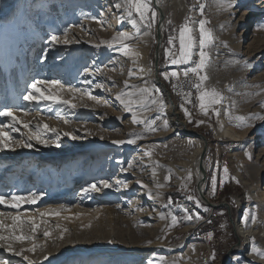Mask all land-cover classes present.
<instances>
[{
	"label": "rangeland",
	"instance_id": "rangeland-1",
	"mask_svg": "<svg viewBox=\"0 0 264 264\" xmlns=\"http://www.w3.org/2000/svg\"><path fill=\"white\" fill-rule=\"evenodd\" d=\"M230 2L232 7H228L229 0H182L177 8L173 5L162 23L157 66L159 81L180 119L191 132L208 140L205 191L211 205H207L190 172L187 180L178 183L172 169L190 157L192 147L163 130L171 105L154 79L157 15L148 29L134 10L128 16L126 5L113 6L124 5V0H0V71L4 75L0 77V111H11L21 122L12 125L9 117H0V131L13 137L11 147L15 148L0 150V195L34 193L39 197L35 204H23L19 210L0 205L5 213L0 216L4 225L0 234L13 235L11 217L20 215L25 223L17 227L15 235L32 237L0 241V264H80L81 252L92 253L85 264H233L243 246L236 239L234 223L246 212L249 192L244 184L257 198L264 190V182L258 178L264 166V119H249L264 117V28H258L264 25V0ZM151 5L154 9L153 0ZM188 18L197 45L194 52L199 50L201 19L213 34L206 48L210 61L203 73L208 76L204 90L215 89L223 99L210 106L207 115L199 106L200 93L188 105L176 90L181 69L193 64L172 65L165 53L171 35L177 37L172 53L179 57V29ZM120 34L132 37L123 41L127 52L121 43L112 42ZM53 35L58 37L56 44L50 42ZM139 53L145 55L146 73L137 83L132 79V57ZM192 60L199 61L198 54ZM173 71L178 73L176 77L170 75ZM161 73H168V79ZM33 80L59 81L63 87H40L76 107L25 101L22 97L31 91ZM143 88L149 90V96L139 95ZM72 89L82 91L73 94ZM121 94L131 101V112L117 99ZM133 116L142 123H133ZM152 120L153 127L161 130H146ZM45 124L50 129L47 132L42 128ZM29 131L40 132L55 143L45 146L32 141L33 147H24ZM128 139L135 143H113ZM148 179L152 185L147 184ZM97 181H108L112 187L81 195L83 188ZM227 205L234 208V220ZM262 208L264 213V202ZM153 209L159 213L152 214ZM257 210V205L249 210L250 221ZM41 212L48 214L41 217ZM197 214L202 218L195 219ZM32 221L38 225L35 233L30 230ZM182 242L181 250L188 251L184 258L165 256L161 247L135 252L154 243L170 248ZM34 245V251H27ZM21 249V255L13 254ZM194 251L200 253L198 258ZM213 253L215 260L211 259Z\"/></svg>",
	"mask_w": 264,
	"mask_h": 264
},
{
	"label": "snow or ice",
	"instance_id": "snow-or-ice-1",
	"mask_svg": "<svg viewBox=\"0 0 264 264\" xmlns=\"http://www.w3.org/2000/svg\"><path fill=\"white\" fill-rule=\"evenodd\" d=\"M127 6V14L128 16H132L133 15V10L135 11L136 15L139 17V21L141 23H143L145 25L146 28L151 29L155 23V18L157 15V12L152 8L151 5V0H124V5L120 4V3H116L113 6L117 9L123 7V6ZM233 5L231 4L230 0L228 3V7H232ZM201 15H203L204 12V6L201 5L200 9H199ZM149 12L151 13V16H149ZM189 21L190 18L186 19L185 23L180 27L179 29V35H178V40H179V57H177L176 55H174L172 53V47L175 46L174 41L177 39V37L171 36L169 35L168 40H167V44L170 46L168 48L165 49V53L166 56L170 59V63L172 65H187L190 62L192 64H194V66L191 67H187L183 70V75L185 77H187L189 75V73L195 74L200 83H197L195 85L197 92L200 93L199 95V101H200V108L201 110L204 112L205 115L208 114L207 109L210 106L213 105H217L221 103V100L223 99L222 95L216 91L215 89H212L211 91H206L204 90V82L208 80V76L207 74L201 75L202 72L205 71V69L209 66V61H210V57L208 52L206 51V48L208 47V45L212 42L213 40V34L211 32V30L206 28V23L207 21L201 19L198 23H199V41H198V53L194 52V48H196V40L193 36V29L189 26ZM133 25L136 24V20L132 21ZM258 28H264V25H258ZM68 29L64 30V34L67 35ZM128 39H132L131 36L127 35V34H120L118 37H113L112 42L116 43L119 42L122 44V46L125 49V52L128 51V46L127 45H123V41L124 40H128ZM52 44H56L58 43V37L53 35L51 37V41ZM63 43L65 45L69 44L68 40H64ZM199 56V61L195 62L192 60L193 55H197ZM131 75V74H130ZM161 75L164 76L165 79H168L169 74L168 73H161ZM173 77H176L178 75V73L176 71L171 72L170 74ZM145 83H147V81L145 80ZM41 85H47L49 89L51 88H57V87H63L59 81L56 80H52V81H48V80H33L30 84H29V88L31 89V91H29L26 95H23V99L25 101H35L37 103L40 102H44V101H51L53 103H59V104H63V105H68L72 108H75L76 105L72 104L69 100H64L61 99L57 94H54L50 91H47L46 89L41 88ZM125 87H129V85L127 84V82L125 83ZM231 91V89H229ZM73 92V94H75L76 92L82 91L80 89H72L71 90ZM157 91H159L157 89ZM129 95L131 96L132 94L129 93ZM139 95L141 97H147L150 95L149 90L147 88H143L140 90ZM95 99V97H91ZM117 99L120 101L121 104L124 105L125 109L128 112H131L133 109L131 107V101H125L123 98V94H121L120 96H117ZM152 103H155V101H152ZM161 107H163V105H161ZM183 108V106H182ZM185 112L186 116H189L190 113L188 112V110L186 108L183 109ZM215 115L219 116V111L215 110ZM0 117H9L11 119V123L12 125L21 123L20 121L17 120V118L12 114L11 111L9 110H3L0 111ZM58 119H63L62 116H58ZM264 119V117H250L249 119ZM238 120L243 121L245 118L244 117H237ZM191 122V120H190ZM133 123H142V121L137 120L135 118V116H133ZM199 123H203V121H200ZM155 124V120H152L151 122L146 124V130L150 131V132H156L158 130H161L157 127H153V125ZM199 126V125H198ZM245 127L251 126V125H244ZM24 128H28L29 125L28 124H23ZM43 131L47 132L49 131V127L47 124L42 126ZM169 128V124L167 119L163 120V130H168ZM51 131L55 132V129H51ZM64 135H69V133H64ZM73 139H76V136H72ZM137 138H141V137H137ZM32 141H35L37 144H44L45 146H47L49 143H55V141L53 140H49L43 137V135L40 132H33V131H29L27 134V138L23 143L24 147H28L31 148L33 147V144L31 143ZM130 143V144H134L135 143V139H128L127 141H113V143ZM13 144V137H11L8 133L4 132V131H0V150H4V149H8V150H15L14 147H11ZM59 146V145H57ZM246 155L248 156V158L251 160L253 157L251 154L246 153ZM129 167H131V165H129ZM228 169L225 167L224 168V172L227 173ZM190 178V177H189ZM117 183H121L123 184L125 187L127 186L126 182H122V181H117ZM139 183V182H138ZM143 186V185H142ZM213 194L215 192V181H213ZM112 185L111 183H109L108 181H97V182H93L90 185H88L87 187L82 189L81 195H88L89 193L92 192H102L104 189H108L111 188ZM193 197L189 196L188 199H192ZM39 199V197L34 194V193H30L27 196L24 195H18V194H12L10 197L6 198L3 195H0V205H4L6 206V208L9 209H17L19 210L23 204H35L37 202V200ZM170 202H171V198H169ZM197 204L199 205V202L197 201ZM61 207H64L63 205H61ZM48 213L46 212H41L40 216L43 217L45 215H47ZM5 213L3 211H0V216H4ZM56 215H59V213H56ZM12 221L13 224L11 226V232L13 233V235L11 236H5L3 234H0V241H8V240H17V241H25V240H31L32 237L31 236H25V235H15V231L17 229V227L19 225H23L25 223V221L21 220L20 215H13L12 217ZM202 217L197 214L195 219L199 220ZM188 219L191 220L192 219V215L189 214L188 215ZM176 223L175 218H173V224ZM38 225L35 223V221L31 222V232L35 233L37 230ZM4 225L2 223H0V229H3ZM50 235V233H48L47 231L44 233L45 237H48ZM8 248L9 251H13L12 249V245L8 244ZM35 245L33 246V248L27 249V251H34ZM24 251V249H21V251L19 252H14L13 254L15 255H21V253ZM251 252L253 253H257L258 255H260L262 258H264V253H260L258 248L255 246V244L253 243L252 247H251ZM212 260H215V253L212 254L211 257ZM28 264H32L31 261L28 262ZM235 264H241V261L239 258H236L235 260ZM245 264H247V262H245Z\"/></svg>",
	"mask_w": 264,
	"mask_h": 264
},
{
	"label": "bare ground",
	"instance_id": "bare-ground-1",
	"mask_svg": "<svg viewBox=\"0 0 264 264\" xmlns=\"http://www.w3.org/2000/svg\"><path fill=\"white\" fill-rule=\"evenodd\" d=\"M182 0H153V6L154 9L157 12V17L162 18L160 22V28H159V33L161 36V41L159 44V47L162 45V39H163V22L166 19L167 11H171L174 8H177L176 3L181 5ZM264 3V2H263ZM85 20V19H83ZM162 24V25H161ZM157 40V39H156ZM143 49V48H139ZM160 51V49H159ZM255 53H258V50L254 51ZM141 53V52H140ZM134 54L132 59L134 61V75L132 77L133 81L139 83L143 81L145 77V67H144V62H145V55L144 57L142 54ZM160 54V52H159ZM223 57V55L221 54ZM218 57V54H217ZM159 58V57H158ZM223 58L219 59L222 60ZM186 67V66H185ZM187 102L189 100L186 98L185 99ZM171 105V104H170ZM170 115L167 117V121L169 124V129H168V136L171 135H176L182 138V143L188 146L192 147L191 155L190 157L185 160L184 162L179 163L176 165L173 169L175 178L177 179L176 182L178 183H183L185 180L188 179L189 172L193 178L194 182V187L197 190L198 189V194L203 198V201L207 205H211V197L207 194L205 191V181H206V175H207V166L205 162V154L207 152L208 148V141L203 143L202 139L198 136L195 135L194 132H191V128H189L187 122L183 121L179 117V113L176 111L174 106H170ZM136 124V123H135ZM202 159V160H201ZM260 174L258 175L259 181L261 183L264 182V166L261 167L260 169ZM151 184V180L148 179L147 184ZM152 185V184H151ZM245 190L249 192V194L246 197V212L244 215H242L236 223H234V231L236 235V239H239L242 243L243 246L240 250L238 251H243L245 250V254H242L241 252L236 254L233 258V264H235L236 258H239L241 261V264H264V258H262L260 255L257 253L251 252V247L253 243L255 246L258 248L260 253H264V213H263V208H262V203L264 202V190L260 197H255L250 194V187L246 184H244ZM149 202V201H148ZM151 203V202H150ZM149 203V204H150ZM255 204V205H253ZM154 207H156L158 204L153 203L152 204ZM258 206V210L255 213V218L254 221H250V214L249 210H253L255 206ZM232 207V206H231ZM211 208V207H210ZM227 208H229V211H231V216L233 217L232 220L235 219V211L234 208L230 210V206L227 205ZM139 210V209H138ZM248 210V211H247ZM156 213H159L157 210L153 209ZM235 214V215H234ZM145 216H149L152 218L150 214H145ZM257 222V225L255 223ZM233 223V222H232ZM183 242L180 245H176L174 247H163L160 246L158 243H154L149 246V248H143V247H138L135 252H140L145 253V250L150 249V248H156V247H161L162 252L165 256H170L171 254H174V257H186L187 252L181 250L183 247ZM244 245L246 247H244ZM103 251H109L107 249H104ZM237 251V250H233ZM91 252H81L80 253V264H85L86 260L88 259V256L91 255ZM182 254V255H181ZM200 255L199 252L194 251V258H198ZM242 256V257H239ZM185 264H189V261H186ZM198 264V263H194Z\"/></svg>",
	"mask_w": 264,
	"mask_h": 264
},
{
	"label": "built area",
	"instance_id": "built-area-1",
	"mask_svg": "<svg viewBox=\"0 0 264 264\" xmlns=\"http://www.w3.org/2000/svg\"><path fill=\"white\" fill-rule=\"evenodd\" d=\"M198 62V61H197ZM191 66H194L191 65ZM191 66H187V67H191ZM187 67H183L181 69V78L175 82L176 85V90L178 92V94L180 96H182L184 98V100L187 98L189 100V102L186 103L189 105L192 101L195 102L199 92H197V89L195 87V85L197 83H200L198 77L195 74L189 73V75L187 77H185L183 75V70ZM204 72L201 73V75H203Z\"/></svg>",
	"mask_w": 264,
	"mask_h": 264
},
{
	"label": "water",
	"instance_id": "water-1",
	"mask_svg": "<svg viewBox=\"0 0 264 264\" xmlns=\"http://www.w3.org/2000/svg\"><path fill=\"white\" fill-rule=\"evenodd\" d=\"M162 18L159 17V21L157 22V27H156V30H155V34H156V39H157V46L155 48V51H154V57H153V60H154V67H155V72H154V79H155V82L158 86L161 87V89L163 90V92L165 93V95L167 96V99H169V104H171V106H174L173 103L170 101V98H169V92H167V89L165 88V86L163 85L162 82L159 81V77L157 75V71H158V57H159V44H160V41H161V36H160V33H159V28H160V22H161ZM196 136H199L203 143L205 144V142H207L208 140L203 137L202 135H199V134H195ZM202 160V159H201Z\"/></svg>",
	"mask_w": 264,
	"mask_h": 264
},
{
	"label": "trees",
	"instance_id": "trees-1",
	"mask_svg": "<svg viewBox=\"0 0 264 264\" xmlns=\"http://www.w3.org/2000/svg\"><path fill=\"white\" fill-rule=\"evenodd\" d=\"M50 7L54 9V7H53L52 5H50ZM13 74H14V72H13ZM13 74H12V75H13ZM0 77H1V78H4V75L1 73V71H0ZM209 137H210V136L207 135V138H209Z\"/></svg>",
	"mask_w": 264,
	"mask_h": 264
}]
</instances>
